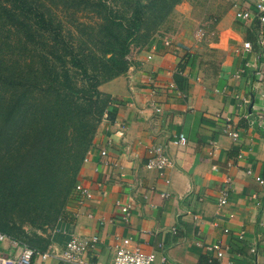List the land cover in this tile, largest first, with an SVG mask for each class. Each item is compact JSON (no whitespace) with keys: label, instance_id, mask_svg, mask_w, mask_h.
Segmentation results:
<instances>
[{"label":"crops","instance_id":"obj_1","mask_svg":"<svg viewBox=\"0 0 264 264\" xmlns=\"http://www.w3.org/2000/svg\"><path fill=\"white\" fill-rule=\"evenodd\" d=\"M258 1L217 0L209 58L187 50L192 60L179 70L180 48L132 49L127 72L99 86L111 98L108 116L77 175L91 196L68 202L40 250L50 255L34 254L32 264H76L58 254L69 240L92 237L95 246L82 254L87 264H112L122 238L155 253L153 264H264V184L254 178L264 179V24L236 16L256 15ZM226 117L236 139L222 131ZM179 134L184 145L173 142ZM155 146L171 159L162 172L145 167ZM116 201L130 204L127 221ZM213 242L227 247L220 261L205 247ZM18 249L0 241V254Z\"/></svg>","mask_w":264,"mask_h":264},{"label":"trees","instance_id":"obj_2","mask_svg":"<svg viewBox=\"0 0 264 264\" xmlns=\"http://www.w3.org/2000/svg\"><path fill=\"white\" fill-rule=\"evenodd\" d=\"M180 2L0 0V232L7 238L47 246L79 194L78 172L108 116L111 98L99 86L127 72L133 46L170 49L158 31ZM178 51L180 70L192 59Z\"/></svg>","mask_w":264,"mask_h":264},{"label":"built area","instance_id":"obj_3","mask_svg":"<svg viewBox=\"0 0 264 264\" xmlns=\"http://www.w3.org/2000/svg\"><path fill=\"white\" fill-rule=\"evenodd\" d=\"M256 15L252 14L249 11H238L236 13V16L238 18H242L244 20H251L252 23L256 22V20L264 24V4L262 3V0L258 1L256 4ZM261 32V31H259ZM259 42L264 50V37L260 35ZM168 43V41H166ZM251 48V44L249 41H245L242 43V50L248 51ZM151 54L147 55V59H151ZM262 113L264 114V109L262 110ZM106 113H104V120L106 119ZM223 133L230 136L233 139H236L238 137V129L236 126L231 122L230 118L226 117L224 120V127L222 129ZM120 134H122V131H119ZM186 137L184 134H179L176 138H174L173 142L184 145L186 143ZM89 152L86 154L83 161L87 160V157L89 155ZM152 156L148 159V161L145 164V167L148 169H155L159 172H162L164 168L171 165V159L169 156L166 155L165 151L160 146H155L152 148ZM101 155L106 154L105 149L100 150ZM246 172L248 174H253L250 169H247ZM255 180L260 183L264 184V179L260 176L255 175ZM229 180L226 178V182ZM76 190L82 194L85 198H89L91 196L90 190L80 184L77 183L75 185ZM227 201V190L224 189L221 192V195L219 197V205H224ZM115 204L117 205L119 209L120 216L123 220L127 221L130 216V209L131 206L127 202H120L116 201ZM7 237L0 232V241L6 239ZM11 244L13 246L18 247V251L15 254H0V264H32V259L34 254L40 255L42 258H46L50 255L49 252H40L39 250L33 249L29 246L22 245L18 243L15 240H11ZM97 242L96 237H92L90 239H79V238H73L66 242L61 252L58 254V257L61 258L64 261L70 262V263H76V264H87L82 259V254L87 250L89 247L95 246V243ZM130 240L129 238H122L120 239V242L115 245V252H114V258L112 264H153L156 256L153 252L144 253L142 252L138 247H130L129 246ZM206 249L210 252H212L215 256V258L220 261L223 259L225 252L227 250L226 246H223L219 242H213L210 244H207L205 246ZM250 252H254V248L249 249Z\"/></svg>","mask_w":264,"mask_h":264},{"label":"rangeland","instance_id":"obj_4","mask_svg":"<svg viewBox=\"0 0 264 264\" xmlns=\"http://www.w3.org/2000/svg\"><path fill=\"white\" fill-rule=\"evenodd\" d=\"M217 0H182L176 5L169 16L166 18L163 24L159 27V33L161 38L165 40L169 39L170 33L174 31L177 35L174 41L169 40V44L175 48H182L184 50H193L198 53L210 56L213 48L208 45L211 39H214L215 24L213 23V16L216 12ZM177 10V11H175ZM178 37H182L185 42L178 40ZM171 38V37H170ZM136 45L131 48L137 50H143ZM130 53V52H129ZM208 65V64H207ZM212 66V65H211ZM109 85H102V90L105 91ZM104 121V115L102 122L95 134L94 140L98 135L101 125ZM25 229L30 230V227L25 225ZM37 234H46L36 230Z\"/></svg>","mask_w":264,"mask_h":264}]
</instances>
